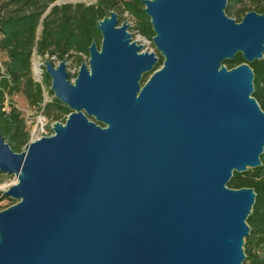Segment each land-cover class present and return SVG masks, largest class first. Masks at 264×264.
Wrapping results in <instances>:
<instances>
[{"label": "water", "instance_id": "obj_1", "mask_svg": "<svg viewBox=\"0 0 264 264\" xmlns=\"http://www.w3.org/2000/svg\"><path fill=\"white\" fill-rule=\"evenodd\" d=\"M142 3L160 67L112 10L73 81L65 60L44 63L64 123L21 152L0 132V172L18 176L2 192L16 201L0 209V264L243 263L255 193L227 184L261 164L249 63L264 56V13ZM237 53L245 62L227 69Z\"/></svg>", "mask_w": 264, "mask_h": 264}, {"label": "trees", "instance_id": "obj_2", "mask_svg": "<svg viewBox=\"0 0 264 264\" xmlns=\"http://www.w3.org/2000/svg\"><path fill=\"white\" fill-rule=\"evenodd\" d=\"M56 1L8 0L0 5V50L7 54L2 62L3 67H0V132L14 152L23 151L30 141V124L11 100L13 95L21 94L29 106L42 109L46 117L54 120L70 112L67 105L53 96V91L48 88L51 78L45 67L41 82L32 76L34 52L41 56L47 55L51 62L66 60L75 54L76 62L80 65V53L89 55L88 47L93 41L99 48L101 33L97 22L112 10L117 12V16L127 11L134 18L133 28L141 36L152 39L155 35L150 18L143 10L142 0H96L90 4L81 0ZM251 10L264 13V0H227L224 12L240 21ZM243 62L242 54L237 53L222 64L230 69ZM249 66L253 72L252 96L264 111V56L249 63ZM71 76L69 74V78ZM44 90L52 97L47 95L48 99L42 105ZM260 162L255 168L234 171L227 184L234 189L250 187L255 193L254 203L246 219L249 233L242 246L245 254L242 264H264V150ZM2 199L15 203L9 197L2 196Z\"/></svg>", "mask_w": 264, "mask_h": 264}, {"label": "rangeland", "instance_id": "obj_3", "mask_svg": "<svg viewBox=\"0 0 264 264\" xmlns=\"http://www.w3.org/2000/svg\"><path fill=\"white\" fill-rule=\"evenodd\" d=\"M8 0H0V5L4 2H6ZM66 1H70V2H73L75 0H57L56 2L57 3H61V2H66ZM87 4H90V3H95L96 0H81ZM118 20H120V23L121 24L123 21H127L126 19V16H125V13H121L119 14L118 16ZM130 27L128 28V32L131 34V38L132 40L134 41H137L139 40V35H138V32H136V30L133 28V25L132 23L130 22H127ZM148 39V38H147ZM152 41V39H149ZM138 44H141L139 41L137 42ZM155 53L156 55H159V51L156 49L155 45L153 44V42L150 44L149 46ZM141 51H146V48L145 46H142V50ZM81 55V59H82V62L85 63L86 65H88V58H89V55L88 54H85V53H80ZM7 58V54L5 51L3 50H0V67H3V64L2 62ZM163 58V57H162ZM46 61H49V58L48 57H43V58H39L38 54H36L33 58H32V61H31V67H32V76L34 77V73H33V66L37 67L39 64L43 67L44 63ZM60 60L58 61H54V63H52L54 66H56L58 63H59ZM66 61V66H67V71L71 76L70 80L73 81L75 76H76V73H77V70L79 68L80 65L77 64L76 62V55L73 54V56L71 57H68V59L65 60ZM81 62V63H82ZM162 64V62L160 61V65H157L155 67H160ZM150 74L149 73H145L142 75V79L140 81V84H144L146 82V80L149 78ZM50 88V87H48ZM48 88H46V91L48 90ZM46 95H48V97H52V95L50 93H46ZM54 96V95H53ZM11 100L13 101V103L22 111V114L24 115V117H26V119H29L31 118L33 115H36L38 113L39 110H37L35 107H31L27 104L26 100L24 99V97L21 95V94H15L13 95V97L11 98ZM67 115H62L59 119H52L51 117H47L48 119V124H47V127H49L50 123H64V120L66 118ZM29 131H30V137L31 139L33 140H36L38 138L41 137V134L38 130H33L32 129V126L30 125L29 126ZM0 178H2V181L0 182V197H2V192L6 191L9 187H11L12 185L18 183V176L17 175H14V174H7V173H3V172H0ZM13 201H16V200H13ZM13 203H11L10 200L8 199H2L0 200V207H2L1 209L11 205Z\"/></svg>", "mask_w": 264, "mask_h": 264}, {"label": "built area", "instance_id": "obj_4", "mask_svg": "<svg viewBox=\"0 0 264 264\" xmlns=\"http://www.w3.org/2000/svg\"><path fill=\"white\" fill-rule=\"evenodd\" d=\"M125 16L127 19V22L132 23V25H134V18L127 12L125 11ZM139 35V40H137V42L139 41L141 43L142 46H145L146 51H153L149 46L150 44L153 42L147 38H145L144 36ZM36 55V53L34 52L32 55V58ZM39 58H43V57H47V55L41 56L38 55ZM54 63V62H52ZM45 67V65H43V67L39 64L37 67L33 66V73H34V79L38 82H41V73L43 71V68ZM67 69V68H66ZM44 89V87H43ZM44 102L42 103V105L45 103V101L48 99L47 95H46V91L44 90ZM29 124L32 126V129L38 130L41 134V136H49L53 134V124L50 123L49 127H47L48 124V119L45 116V114L43 113V110L40 109L38 111V113L36 115H33L31 118L28 119ZM33 139H31L30 137V141H32Z\"/></svg>", "mask_w": 264, "mask_h": 264}, {"label": "flooded vegetation", "instance_id": "obj_5", "mask_svg": "<svg viewBox=\"0 0 264 264\" xmlns=\"http://www.w3.org/2000/svg\"><path fill=\"white\" fill-rule=\"evenodd\" d=\"M157 56V65H160V61H163V58H161L160 55H156Z\"/></svg>", "mask_w": 264, "mask_h": 264}]
</instances>
